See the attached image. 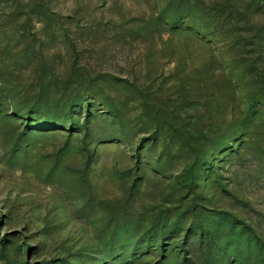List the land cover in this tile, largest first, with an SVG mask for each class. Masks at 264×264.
<instances>
[{"label": "rangeland", "instance_id": "obj_1", "mask_svg": "<svg viewBox=\"0 0 264 264\" xmlns=\"http://www.w3.org/2000/svg\"><path fill=\"white\" fill-rule=\"evenodd\" d=\"M0 264H264V0H0Z\"/></svg>", "mask_w": 264, "mask_h": 264}]
</instances>
